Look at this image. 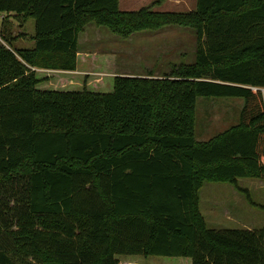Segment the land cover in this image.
<instances>
[{"label": "trees", "instance_id": "obj_1", "mask_svg": "<svg viewBox=\"0 0 264 264\" xmlns=\"http://www.w3.org/2000/svg\"><path fill=\"white\" fill-rule=\"evenodd\" d=\"M0 11L34 18L31 48H12L1 22L0 264H264L263 229L209 227L199 210L205 181L264 179V0L189 11L0 0ZM87 22L121 36L192 27L195 59L116 74L112 53L78 51ZM202 95L242 98L238 121L207 140L194 134Z\"/></svg>", "mask_w": 264, "mask_h": 264}, {"label": "rangeland", "instance_id": "obj_2", "mask_svg": "<svg viewBox=\"0 0 264 264\" xmlns=\"http://www.w3.org/2000/svg\"><path fill=\"white\" fill-rule=\"evenodd\" d=\"M149 6L158 11H189L195 9L196 0H118V7L123 10H136ZM2 18L7 19L8 31L12 35V48H31L34 45V18L23 16L12 11H0V31ZM0 43L3 39L0 37ZM196 33L192 27L168 24L158 29H142L128 36H121L106 25L94 22L84 24L78 34V51L112 53L111 63L116 74H147L161 76L169 73L173 65L190 64L195 59ZM114 58V59H113ZM49 82L59 83L58 77L48 71L42 75ZM111 89L112 76L105 74ZM70 88V87H68ZM242 98L237 96H198L193 112L194 134L198 140H207L216 133L228 128L238 121ZM238 186L247 191L238 190L232 183L224 181H205L199 190L200 207L205 214L209 227L231 228L243 227V222L253 228L264 230V180L240 177ZM217 200L221 205L240 203L250 207L239 215L205 209L210 202ZM238 202V203H239ZM216 214V215H215ZM219 215V216H218ZM245 227V226H244ZM152 257L159 259H154ZM162 256L158 255H118L120 264H160ZM127 258H135L134 262ZM162 262V261H161ZM162 264V263H161Z\"/></svg>", "mask_w": 264, "mask_h": 264}, {"label": "crops", "instance_id": "obj_3", "mask_svg": "<svg viewBox=\"0 0 264 264\" xmlns=\"http://www.w3.org/2000/svg\"><path fill=\"white\" fill-rule=\"evenodd\" d=\"M84 52V51H83ZM240 178V177H239ZM250 178H256V177H250ZM258 179H260V178H258ZM237 180H238V178H237ZM262 180H264V179H262ZM224 182H226V181H224ZM235 186V185H234ZM238 190H240V191H247V189H245V188H242V187H239L238 186V183H237V186H235ZM200 190V189H199ZM200 202H201V200H200V195H199V210H200V212H201V214L203 215V217L205 218V214L202 212V210H201V207H200ZM239 201L238 200H234V202L233 203H229V204H224V205H220L219 203H218V201L217 200H213L212 202H210L207 206H205V209L207 210V211H209V212H217V210L220 208L221 210H223L222 211V215L221 216H225L224 215V213H227L226 215H228V213L230 212V213H233L234 214V216H237V215H239L240 214V212H242V211H250L251 210V208L250 207H247L245 204H243V203H238ZM216 215V214H215ZM219 216V215H218ZM243 225L245 226V227H248V228H253V227H251L250 225H247V224H245L244 222H243ZM243 226V227H244ZM154 259H156V258H153L152 257V261L154 260ZM127 260L128 261H132V262H134V260H136L135 258H127ZM156 260H158L159 261V259H156ZM162 261V258L160 259V264L162 263L161 262Z\"/></svg>", "mask_w": 264, "mask_h": 264}]
</instances>
